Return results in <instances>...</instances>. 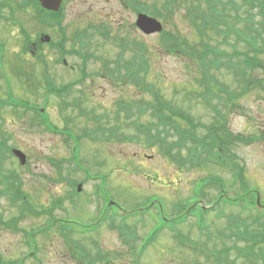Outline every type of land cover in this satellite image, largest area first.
Segmentation results:
<instances>
[{
  "label": "rangeland",
  "instance_id": "rangeland-1",
  "mask_svg": "<svg viewBox=\"0 0 264 264\" xmlns=\"http://www.w3.org/2000/svg\"><path fill=\"white\" fill-rule=\"evenodd\" d=\"M135 1L148 3L152 15H147L164 25L163 32L176 36L181 34L190 42L195 40L190 33V26L184 20V13L159 19L153 14L161 8L163 0ZM20 7L28 8L18 11ZM11 8L15 11L13 21L0 19V41L4 45L0 55V141L22 151L27 163L21 166L18 159L8 155L3 163L4 170L11 169L18 173L35 208L51 209L55 206L54 217L57 219L84 225L99 222L108 211L107 202L102 198L106 194L123 215L151 205L152 199L161 205L163 213L158 206L157 211L149 215L122 222L119 209H112L93 233L74 237L75 242L84 249V259L71 254L67 241L59 232L37 237L38 253L34 258L24 233L0 226V258L3 263L136 264L135 250L147 247L140 264H212L205 261V255L192 252L190 244L183 245L176 232L169 231L174 230L172 225L162 229V220L183 215L186 207L194 202L196 185L204 178H221L225 182L223 197L226 199L242 195L240 183L231 185L233 177L228 168L211 165L203 170L191 167L180 171L156 149L150 150L143 145L126 142H106L101 138L96 143L84 139L81 141L79 160L82 168L92 175V178H87L86 173L77 169L72 160L74 139L67 141L64 136L48 132L42 124V116L21 108L13 109L9 105L18 104L28 108V104H31L38 109H45V117L54 127L60 130L73 129L78 136L83 134L85 127H96L91 121L94 117L100 118L106 113L112 115L116 103L122 99L153 101L150 94L140 92L130 83L114 86L98 74L104 72L105 62L109 61L112 69L117 66L123 51L121 43L130 40L133 45L123 57L124 63L136 55L135 58H141L140 55L147 57L148 71L141 72V76L159 88L166 101L189 112L202 125L212 126L220 122L221 131L223 129L234 138L245 139L246 144L232 141V145L228 144L226 137L222 140L226 147L229 146L234 162L244 168V181L248 189L255 193L251 199L256 198L264 206V52L258 56V65L252 69L250 93L231 103L226 102L227 95L222 93L221 99L212 102L218 109L217 114L199 98L204 89L196 83L200 75L195 74L198 72L197 64L176 58L168 49L165 50L169 42L162 40V33L151 36L142 34L136 28V12L127 9L122 0H66L57 17L62 21L61 28L55 26V20L51 17L47 18V22L50 25L54 23V27H43L33 7L22 0H0V17L8 18ZM20 27L31 36L27 52ZM106 33L108 36H105ZM43 35L50 37L51 41L43 43ZM63 37L66 38L65 51H60L62 48L57 46L63 42ZM179 40L177 38L176 41ZM138 42L145 44L147 52H139ZM81 55L88 57L85 65L87 77L83 81L81 70L84 63ZM121 69L126 74L127 70L122 65ZM47 71L53 88L71 86V89L66 87L61 91L64 98L48 90ZM212 78L229 95L238 94L241 84L230 70L212 73ZM75 101H78L77 105ZM148 120V116H145L143 121ZM129 131L123 125L122 132L129 135ZM198 132L201 134L202 130L199 128ZM79 186L82 191L75 194ZM220 196V190L210 186L200 199L204 206L216 207L204 216L207 229L203 236L196 224L200 211L189 216L178 227L179 235L209 248L217 244L221 249V240H226L215 238L219 232H227L230 216H242L246 220L256 216L252 209L244 211L240 206L223 203ZM220 211H224V214L220 215ZM0 212L4 214L5 221L18 215L8 199L0 201ZM114 214L118 215V219L113 218ZM46 224L45 216L25 217L19 227L30 232ZM82 224L77 228L81 230ZM156 231L163 232L150 242ZM208 235H213V238L208 240ZM96 257H102L103 260L97 261Z\"/></svg>",
  "mask_w": 264,
  "mask_h": 264
},
{
  "label": "trees",
  "instance_id": "trees-1",
  "mask_svg": "<svg viewBox=\"0 0 264 264\" xmlns=\"http://www.w3.org/2000/svg\"><path fill=\"white\" fill-rule=\"evenodd\" d=\"M22 1L26 5L33 7L43 27H54V23L50 25L47 22V18L51 17V19L55 20V26L61 28L62 21L61 19H57L59 13L55 14L44 11L38 0ZM122 1L127 9L134 10L136 14L146 13L152 15L147 2L140 3L135 0ZM27 8L20 7L18 11ZM181 13H184V20L190 26V33L193 34L195 40L190 42L181 34L176 36L172 33L163 32L161 34L162 40L169 42L164 48L165 50L168 49L171 55L177 56L176 58H183L188 63L192 62L194 64L195 62L197 64L198 72L195 74L200 73V75L198 77L195 75L198 78H196V83L204 89L203 92H199V98L215 113L219 114L217 107L213 106L212 102L221 99L222 93L227 95L226 102L231 103L234 99L243 98L252 89L251 72L254 69V65H258V56L264 52V0H163L161 8L157 9L153 15L159 19H164V17L172 18L173 15ZM14 14L15 11L11 8L10 17ZM0 19H3V17H0ZM20 28L26 37L25 51L27 52L26 47L31 42V36L26 33L23 27ZM105 36H108L107 33ZM177 38L180 40L176 41ZM65 39L63 37V42L57 46L60 49L62 48V50L59 49L60 51H65L63 49ZM132 45V41L123 40L121 43L123 51L120 53L117 66L112 69L111 63L109 61L105 62L104 72H99L98 74L100 77L108 79L114 86L120 85V83L124 85L130 83L140 92L144 91L150 94L153 101H124L122 99L116 103V110L112 115L106 113L100 118L92 116L94 118L91 121L96 127L90 128L87 126L83 129V134L78 136L72 131L73 129L59 130L56 127H51L49 120H46L45 124H49L50 130L53 132L56 133L57 131L61 135H67L65 136L67 141L74 139L75 146L72 148V160L77 168H82L79 160L81 141L88 139L96 143L99 138L106 142H126L143 145L150 150L156 149L160 155L178 167L180 171L191 167L203 170L211 165L219 166L222 169L228 168L233 177L231 185L240 183L243 188L242 195L234 199L223 198L225 182L221 178H204L196 185L194 189V202L190 207H186L185 215L169 223L162 221V229L168 228L167 225L169 224L172 225L174 230L170 229V231L176 232V236L180 239V242L183 245L184 243L190 244L192 252L200 253L202 256L205 255V261L208 263L264 264V207L263 205L258 206L256 198L251 199L255 193L251 189H248L244 181V168L242 169L239 164L234 162L229 153V146L226 147L222 139L226 137L230 145H232V141L241 144H246L247 142H245L243 137L234 138L230 135V132L223 129L221 131L220 122H216L212 126L202 125L196 122L189 112L183 111L182 108L174 105L173 102L166 101L160 89L149 84L145 76H141V72L147 73L148 71L147 57L140 55L141 58H135L136 55L135 59H129L124 63L123 57L130 51ZM161 47L163 46L161 45ZM137 48L140 53L147 52V48L142 42H138ZM81 58L84 63L81 70L83 81L87 77L85 65L88 62V57L81 55ZM41 62L47 67L43 60ZM121 65L127 70L126 74L121 69ZM220 70L225 72L230 70L238 78L241 87L235 96L229 95L227 90L224 87L222 88L220 83L212 78V73ZM47 79L49 80L48 71ZM201 79L202 81H200ZM48 83L50 84L49 88H52V94L56 93V95L63 96L64 93H61V91H64L66 87L71 89V86L55 89L50 80ZM77 103L78 101H75L74 104L77 105ZM77 107L79 108V106ZM145 116H148V122L143 121ZM123 125H126L128 130H131L129 131V135L122 132ZM199 128L202 130L201 134L198 132ZM132 133L134 134L132 135ZM8 155L15 158L12 154V148L5 141H0V201L8 199L10 206L18 211V215L11 220L5 221L4 214L0 212V226L24 233L26 243L34 252V258L37 257L36 254L38 253L36 245L37 237L39 235H49L52 232H59L60 234L62 233L67 241L71 254L75 257L81 256L84 259V249L75 242L74 237L77 234H81L82 236L91 234L99 226L96 224L89 226L82 223L79 224V222L75 223V221L71 220L57 219L54 217L55 206L51 209H47L46 207L41 209L35 208L30 196L23 187V182L18 173L11 169L4 170L3 163ZM88 176L91 177V175ZM210 186H214L220 190V199L223 203L235 207L240 206L244 211L252 209V212L256 214L252 220H246L242 216H230L226 227L227 232L221 231L215 238L217 239L218 237L226 240V242L221 240L223 245L221 249L218 248L217 244L213 248L201 245L200 242L180 236L177 232L178 227L184 224L189 216H193L195 212L200 211L196 224L201 233L200 235H204L207 229L204 216L213 212L216 208L212 207L209 210H203L201 207L203 202L200 199L204 196L206 188ZM75 194H79L77 190ZM102 197L107 202L110 200L105 198V196ZM108 213L103 217V222L106 220ZM219 214L223 215L224 211H220ZM41 216L47 217V224L43 228L30 232L20 229L19 223L25 217L41 218ZM117 216L115 214L113 218ZM81 224L83 226L80 230L77 227ZM160 233V231H156L151 237L150 242L154 241ZM207 238L209 240L213 238V235H208ZM211 243L214 244L215 242ZM146 249L147 247H143L138 251L135 250L136 264H140L141 256ZM99 259L103 260L102 257L95 258L97 261ZM0 264L10 263H3V260L0 258ZM19 264H24V261H21Z\"/></svg>",
  "mask_w": 264,
  "mask_h": 264
},
{
  "label": "water",
  "instance_id": "water-1",
  "mask_svg": "<svg viewBox=\"0 0 264 264\" xmlns=\"http://www.w3.org/2000/svg\"><path fill=\"white\" fill-rule=\"evenodd\" d=\"M41 6L48 12L57 13L60 11L63 0H39ZM137 27L146 35H155L163 31V25L156 19L148 17L147 15H139L137 20ZM50 42V38L44 39ZM16 157L21 161V164L26 165V156L20 151H14ZM81 190V187L79 188ZM258 204L260 202L258 201Z\"/></svg>",
  "mask_w": 264,
  "mask_h": 264
}]
</instances>
